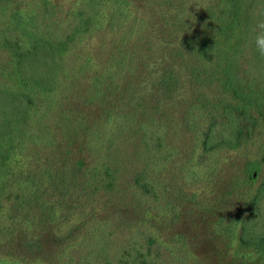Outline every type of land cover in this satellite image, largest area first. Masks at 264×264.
Masks as SVG:
<instances>
[{"label": "rangeland", "instance_id": "obj_1", "mask_svg": "<svg viewBox=\"0 0 264 264\" xmlns=\"http://www.w3.org/2000/svg\"><path fill=\"white\" fill-rule=\"evenodd\" d=\"M19 4L25 26L55 41L85 21L95 28L80 33L64 57L52 107L40 101L37 115L24 124L14 109L0 113L10 143H22L11 188L33 198L36 182L23 185L20 172L33 171L46 184L49 160L68 152L67 170L79 157L93 156L94 165L88 163L80 177L94 178L95 191L51 197L50 217L25 218L20 212L13 222L0 215V231L14 229L23 236L18 247L0 237V264H264V257L241 240L247 228L264 219V196L253 204L264 185V123L245 133L240 149L207 150L206 130L218 117L214 104L209 110L200 103L191 108L195 90L188 87L170 105L154 84L138 90L158 52L174 56L179 38L198 32L207 9L220 0H0V39L11 44L19 76L36 79L48 65L32 69L22 61L24 29L14 14ZM179 4V19L188 25L169 38L165 25L179 22ZM254 53L250 46L244 55L243 85L254 83ZM9 56L0 48V90L14 95L22 90L6 76ZM74 125L81 137L66 147L62 137ZM7 154L0 155V169L10 161ZM253 161L261 168L255 181L247 174ZM105 163L117 166L112 187L104 175L106 183L96 185Z\"/></svg>", "mask_w": 264, "mask_h": 264}, {"label": "trees", "instance_id": "obj_2", "mask_svg": "<svg viewBox=\"0 0 264 264\" xmlns=\"http://www.w3.org/2000/svg\"><path fill=\"white\" fill-rule=\"evenodd\" d=\"M120 1L121 3L125 2V0ZM254 6L257 7V12L264 13V0H252L249 5L247 0H220V4L216 8L207 9L198 32L179 38L178 48L172 51L174 56L169 57V50L165 52L163 50L162 53L158 52L152 62H149L153 73L160 72L158 76L150 71L145 80L137 82L138 90H145L146 84H154L167 105L172 104L176 96L177 99L183 98L181 92L184 87L195 90L189 103L191 108H195V105L200 103L204 107H208L209 110V107L213 108L214 104L218 117L206 130L204 146L207 150L240 149L248 138H245V133L249 136L258 123H264V58L257 55L256 52L254 53V83L243 85L240 76L244 55L248 56L250 51L249 35L250 26L253 23ZM180 9L181 6L177 13V19L181 14ZM14 14L20 18L17 27L20 30L24 29L26 45H23L24 49L21 48L22 59L24 58L22 61L32 69H38L44 62H47L48 65L46 71L36 79L22 78L18 74L21 68L17 63H13L14 55L10 49L11 44L6 39H0V48L8 50L12 63L11 70L7 72L6 76L11 81H15L22 90L14 95L5 88L0 90V101L1 98L4 99H2L4 105L0 106V113L8 115L14 109L16 111L15 119L24 124L33 115H37L40 101L42 104L53 106L56 91L60 85V76L63 72L64 57L68 54L70 46L77 40L78 35L82 32L92 31L95 25L93 26L91 21H85L83 24L77 25L74 32L65 40L55 41L47 38L40 31L28 29L25 26L20 4ZM179 22L172 20V26L165 25V27H169V38L173 37L174 32L176 33L183 24H185L184 27L188 25L184 19H182L183 23L180 19ZM32 27H34L33 24ZM165 44H168V41ZM21 67L24 68L22 64ZM2 70L3 68L1 73H3ZM111 79L114 80L113 77ZM93 82L98 86L102 84L100 77H95ZM133 93L135 94V92ZM196 95L197 97H195ZM118 105L122 104L118 101ZM135 108V111H139L140 105L137 104ZM74 126L75 129L73 126L72 129L70 128L73 130L72 132L67 129V134L65 133L62 137L66 147L72 146L81 137L76 125ZM0 128L2 129L0 138L3 136L4 141L8 144L7 148H3L1 144L4 141L0 140V155L4 156L7 151H10V161L0 169V215H5L13 222L20 216V212L25 214V218L38 213H41L40 217L43 215L50 217L54 214L51 197L69 195L70 198V195L75 193L81 196L82 193L95 191L94 178L89 180L80 177L84 168L94 165L93 156L89 154L85 157L82 154L84 157H79L74 166L67 170V162H69L67 151V155H61V152L54 153L53 158L49 160V169L47 165L46 167L49 170L50 181L46 184L38 182L40 177L33 171L20 172L23 185H27L25 180L36 182L37 190L34 192L33 198L25 197L24 189L14 190L13 187L11 188V181L15 175V164L21 155V152L16 154V148L22 147V143L16 144L15 140L10 143V129L6 131L3 124H0ZM80 146L81 150L83 146ZM106 164L100 167L101 170L95 166L99 170L96 185L105 184L103 177L106 176L109 180L107 186L112 187L118 179L115 169L117 166ZM260 170L259 161H253L247 165V174L252 181L258 178ZM262 196H264V185L258 189L253 204L258 202ZM0 237L5 238L4 241L7 243L16 244V246L19 245L16 243L18 237L21 238V241L23 240V236L21 237L14 229L9 228L1 230ZM241 240L247 247L257 250L259 256L264 257V219L259 224L255 222L251 229L247 228Z\"/></svg>", "mask_w": 264, "mask_h": 264}, {"label": "clouds", "instance_id": "obj_3", "mask_svg": "<svg viewBox=\"0 0 264 264\" xmlns=\"http://www.w3.org/2000/svg\"><path fill=\"white\" fill-rule=\"evenodd\" d=\"M249 43L254 47L257 55L264 58V13H253V23L250 26Z\"/></svg>", "mask_w": 264, "mask_h": 264}]
</instances>
